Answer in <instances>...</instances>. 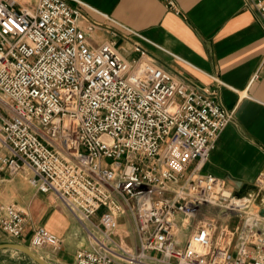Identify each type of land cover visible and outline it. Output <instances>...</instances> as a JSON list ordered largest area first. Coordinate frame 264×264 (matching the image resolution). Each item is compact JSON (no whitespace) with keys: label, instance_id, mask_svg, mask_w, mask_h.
<instances>
[{"label":"built area","instance_id":"obj_1","mask_svg":"<svg viewBox=\"0 0 264 264\" xmlns=\"http://www.w3.org/2000/svg\"><path fill=\"white\" fill-rule=\"evenodd\" d=\"M33 2L0 0V101L9 110L0 171H30V185L57 195L88 230L92 247L75 264H264V201L202 173L234 120L218 90L171 74L138 43L134 60L115 38L93 46L80 0ZM245 3L264 22V0ZM122 216L137 248L116 241ZM0 226L25 237L15 204L0 207ZM59 243L38 227L29 247Z\"/></svg>","mask_w":264,"mask_h":264},{"label":"crops","instance_id":"obj_2","mask_svg":"<svg viewBox=\"0 0 264 264\" xmlns=\"http://www.w3.org/2000/svg\"><path fill=\"white\" fill-rule=\"evenodd\" d=\"M80 1L81 27L93 46L115 38L123 57L134 60L139 53L133 44L138 43L171 74L218 90L219 101L233 112L234 120L219 134L202 173L224 180L234 194L256 191L264 176V22L260 14L247 7L245 0H171L172 8L168 0ZM24 2L29 6L31 1ZM97 33L103 34L102 40ZM8 114L0 101V115ZM30 175L27 170L15 176L0 171V207L15 204L26 220L23 239L10 238L0 226V244L29 246L34 229L44 227L59 237L58 247L32 249L50 264H75L77 252L92 247L88 230L57 195L31 186ZM257 195L258 202L264 201V186ZM98 222L96 216L86 226L94 230ZM116 241L130 249L138 247L129 216L120 217ZM0 264L39 263L12 248L0 250Z\"/></svg>","mask_w":264,"mask_h":264},{"label":"water","instance_id":"obj_3","mask_svg":"<svg viewBox=\"0 0 264 264\" xmlns=\"http://www.w3.org/2000/svg\"><path fill=\"white\" fill-rule=\"evenodd\" d=\"M16 249L19 250L21 252H23L24 254L28 255L29 257H31L35 262L39 263V264H50L48 261H46L45 259L41 258L31 247L29 246H25L23 244H19V243H5V244H0V250L2 249Z\"/></svg>","mask_w":264,"mask_h":264},{"label":"rangeland","instance_id":"obj_4","mask_svg":"<svg viewBox=\"0 0 264 264\" xmlns=\"http://www.w3.org/2000/svg\"><path fill=\"white\" fill-rule=\"evenodd\" d=\"M20 3H23V0H18ZM31 2L29 3V2H27V4L29 5V6H31V5H33V4H35L33 1L34 0H30ZM25 3V2H24ZM98 34V38H99V40H102V35L103 34H101V33H97ZM97 36V35H96ZM105 163H107V162H105ZM258 190V189H257ZM253 191V192H255V193H258L259 192V190L258 191ZM210 211H212L213 212V214L214 215H218L219 214V211H217V209H212V210H210ZM101 215V214H100ZM100 215H98L97 216V218L99 219L100 218ZM234 224H236V221L235 220H232V223H231V225L230 226H232V225H234ZM233 227V226H232Z\"/></svg>","mask_w":264,"mask_h":264},{"label":"bare ground","instance_id":"obj_5","mask_svg":"<svg viewBox=\"0 0 264 264\" xmlns=\"http://www.w3.org/2000/svg\"><path fill=\"white\" fill-rule=\"evenodd\" d=\"M24 1L26 2V1H30V0H24ZM241 202H243V201H241Z\"/></svg>","mask_w":264,"mask_h":264},{"label":"snow or ice","instance_id":"obj_6","mask_svg":"<svg viewBox=\"0 0 264 264\" xmlns=\"http://www.w3.org/2000/svg\"><path fill=\"white\" fill-rule=\"evenodd\" d=\"M13 23H15L14 21H13ZM18 26V25H17Z\"/></svg>","mask_w":264,"mask_h":264}]
</instances>
